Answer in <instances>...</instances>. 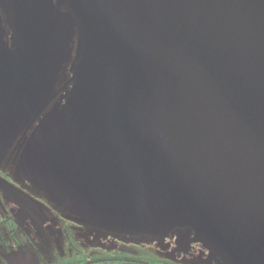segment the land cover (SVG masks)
Here are the masks:
<instances>
[{
  "label": "water",
  "instance_id": "95a60500",
  "mask_svg": "<svg viewBox=\"0 0 264 264\" xmlns=\"http://www.w3.org/2000/svg\"><path fill=\"white\" fill-rule=\"evenodd\" d=\"M82 3L92 19L77 39V101L63 95L58 124L41 121L22 162L36 157L50 171L56 185L45 192L71 213L109 222L117 212L180 210L204 230L208 220L238 258L264 237L236 226L263 228L253 217L264 219V0ZM48 8L46 0H0V150L11 144L9 121L31 123L58 102L45 94L73 38L64 21L51 19L52 27ZM7 30L15 53L3 43ZM191 89L238 106L236 127L214 134L207 120L177 118L168 93ZM81 139L88 148L76 147Z\"/></svg>",
  "mask_w": 264,
  "mask_h": 264
},
{
  "label": "rangeland",
  "instance_id": "374dc122",
  "mask_svg": "<svg viewBox=\"0 0 264 264\" xmlns=\"http://www.w3.org/2000/svg\"><path fill=\"white\" fill-rule=\"evenodd\" d=\"M46 2L49 4L48 18L52 23V27V20H56L59 23L64 21L68 24L73 38L70 44L72 51L67 52L65 59L58 58L56 60V74L47 87L45 94L47 99L54 96L55 101L58 102L55 105L47 103L46 107L41 110L31 123L23 124L22 116L14 118L13 122L9 121V134L6 136L10 137L11 144L7 149H11V151L17 150L20 155L19 158H10L6 162L8 164H25L29 170L19 172L17 175L19 182L29 181L37 194L42 193L50 198L45 190H51L56 185V181L50 171H46L44 168L41 172V167L36 157L31 162H22V154L24 150L29 148L31 143L29 134L35 132L38 125L39 128L42 126L41 121L48 119L51 128L54 127V124L55 126L58 124L63 110V95H67L65 97L68 98L69 102L77 101V98H72V95L79 90L80 81V76L74 68V64L77 61L76 57L81 50L77 39L80 38L79 30L82 28V21L92 19V16L87 11L79 12L83 8V0H46ZM45 10L47 11L46 7ZM70 20H74V28L70 25ZM42 32L39 31V33ZM81 34L85 39V35ZM3 43L6 50L13 53L20 48L19 43L14 42L8 30L7 35L3 38ZM54 46L55 44L53 43L52 47ZM175 80L176 78L172 79L173 83ZM168 96V106H171L177 118H184L185 122H190L191 117L200 119V121L207 120V128L212 130L214 134L226 131V124L230 121L236 127L237 117L241 113L238 106L231 107L228 103H220L214 100L211 94H206L205 90L202 89L196 91L192 89L189 91L179 90V92L170 91ZM188 105H191L192 108ZM34 114L35 111L33 109L30 111V115ZM74 122L75 124L82 123L79 121ZM53 135V133L46 135L51 142L56 139ZM76 147L88 148L82 139ZM56 205L72 216L79 218L77 224L82 227L83 231L85 228L90 236L95 235V237L90 239L87 237H82L84 240L82 238L77 239L69 229V226L64 225V228L68 229V232H66L67 236H61L59 240L63 242L64 238H66L68 242L76 244V248H80H73L72 253L74 255L68 256L67 254L68 264H70L72 258L77 261H86L95 256L96 258L125 260L124 262H114L113 264H141L139 262H150L151 264H196L198 262V264H201L203 261L207 263V258L209 262L214 264H264V237L253 239L252 247L246 250L243 249V251L240 250V255L236 258L226 245L220 243V238L215 235L216 231L210 228L208 220L207 230H204L202 225H198V221L201 218L192 217L187 212L182 215L180 210L175 212L174 215L161 214L148 216V218L134 214L132 216L131 213L127 212H117L112 221L105 222L101 218H94L92 222L86 216L76 215L65 207ZM56 210L61 213L59 209ZM217 211H220V209H217ZM253 218L256 225L263 226V228H245L239 221L236 226L243 230L241 232L242 235L245 233L250 235L252 232L259 236L264 234V219L260 216ZM242 221L247 223V219ZM242 247L243 245L239 244V248ZM93 251L95 252L94 254ZM189 257L194 258L195 262Z\"/></svg>",
  "mask_w": 264,
  "mask_h": 264
},
{
  "label": "flooded vegetation",
  "instance_id": "af4514ba",
  "mask_svg": "<svg viewBox=\"0 0 264 264\" xmlns=\"http://www.w3.org/2000/svg\"><path fill=\"white\" fill-rule=\"evenodd\" d=\"M19 155L17 150H0V264H68V256L73 254V248H80L66 238L63 242L59 240L61 236H67L68 229L64 225L69 226L77 239H90L95 235L90 236L85 228L83 231L77 224L79 218L52 203L46 195L37 194L29 181L19 182L17 175L20 165L6 162L10 158H19ZM189 259L195 262L194 258ZM124 261L95 256L86 261L72 258L70 264H113ZM201 264L214 263L207 258V263L203 261Z\"/></svg>",
  "mask_w": 264,
  "mask_h": 264
},
{
  "label": "crops",
  "instance_id": "0c3cea01",
  "mask_svg": "<svg viewBox=\"0 0 264 264\" xmlns=\"http://www.w3.org/2000/svg\"><path fill=\"white\" fill-rule=\"evenodd\" d=\"M26 135H28V134H26ZM29 135H31V134H29Z\"/></svg>",
  "mask_w": 264,
  "mask_h": 264
},
{
  "label": "bare ground",
  "instance_id": "6f19581e",
  "mask_svg": "<svg viewBox=\"0 0 264 264\" xmlns=\"http://www.w3.org/2000/svg\"><path fill=\"white\" fill-rule=\"evenodd\" d=\"M227 117V116H226ZM226 119V118H225Z\"/></svg>",
  "mask_w": 264,
  "mask_h": 264
}]
</instances>
